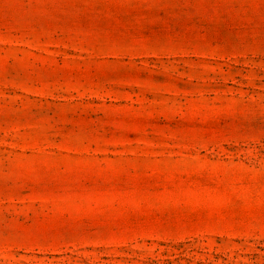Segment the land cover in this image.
Here are the masks:
<instances>
[{"label":"rangeland","instance_id":"374dc122","mask_svg":"<svg viewBox=\"0 0 264 264\" xmlns=\"http://www.w3.org/2000/svg\"><path fill=\"white\" fill-rule=\"evenodd\" d=\"M0 264H264V0H0Z\"/></svg>","mask_w":264,"mask_h":264}]
</instances>
